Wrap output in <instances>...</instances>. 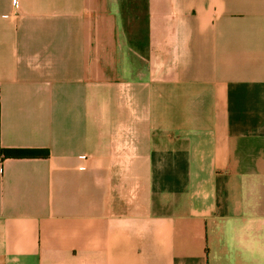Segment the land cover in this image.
I'll list each match as a JSON object with an SVG mask.
<instances>
[{
  "label": "crops",
  "instance_id": "crops-1",
  "mask_svg": "<svg viewBox=\"0 0 264 264\" xmlns=\"http://www.w3.org/2000/svg\"><path fill=\"white\" fill-rule=\"evenodd\" d=\"M0 264H264V0H0Z\"/></svg>",
  "mask_w": 264,
  "mask_h": 264
},
{
  "label": "trees",
  "instance_id": "trees-1",
  "mask_svg": "<svg viewBox=\"0 0 264 264\" xmlns=\"http://www.w3.org/2000/svg\"><path fill=\"white\" fill-rule=\"evenodd\" d=\"M3 153V157H7V158H10V157H34V156H44V157H47V153H43V154H40L38 151H19V152H14V153H9V152H2Z\"/></svg>",
  "mask_w": 264,
  "mask_h": 264
},
{
  "label": "rangeland",
  "instance_id": "rangeland-1",
  "mask_svg": "<svg viewBox=\"0 0 264 264\" xmlns=\"http://www.w3.org/2000/svg\"><path fill=\"white\" fill-rule=\"evenodd\" d=\"M134 4H139V5H140V4H141V2H137V1H136Z\"/></svg>",
  "mask_w": 264,
  "mask_h": 264
}]
</instances>
